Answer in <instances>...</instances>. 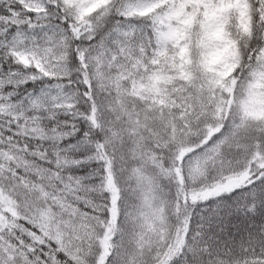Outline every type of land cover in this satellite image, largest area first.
Here are the masks:
<instances>
[{"label":"trees","instance_id":"1","mask_svg":"<svg viewBox=\"0 0 264 264\" xmlns=\"http://www.w3.org/2000/svg\"><path fill=\"white\" fill-rule=\"evenodd\" d=\"M180 2L0 0V264H97L112 201L103 264H264V0H186L183 47L163 35ZM192 145L201 184L252 180L181 201Z\"/></svg>","mask_w":264,"mask_h":264},{"label":"rangeland","instance_id":"2","mask_svg":"<svg viewBox=\"0 0 264 264\" xmlns=\"http://www.w3.org/2000/svg\"><path fill=\"white\" fill-rule=\"evenodd\" d=\"M192 17L191 10L187 7L186 0H181L180 4L175 8V10L170 11L166 15L165 20V29L163 31L164 37L175 43L178 44V46H186L185 41L187 38V26L188 22L190 21ZM206 24L210 27V35L208 36V42H207V51L209 55L213 58V66L217 73H222V71L226 68V64L228 61H231L233 58V54L230 50L225 49V45L221 43V35L219 33H216L215 31V17L214 15H208L206 16ZM249 102L247 105V108L252 111L256 109V107H259V104L262 102V99L259 97H253L249 96ZM219 127V126H218ZM217 128L213 127L209 130L210 132L213 131V129ZM195 146L191 147H184L180 150L177 160V164L174 167V171L176 173L177 179H178V195L183 201V199H199V198H205L206 196H215L216 194L220 193H227V191H231L235 188H237L240 185L247 184L252 180L250 167L243 170L242 172H239L237 174H229L226 176V178L221 179L219 181H216L215 183L211 184H201V176L203 173V168L201 167L200 162L195 158V155L193 152L195 151ZM188 153H192L190 156H188ZM103 158V156H102ZM253 161L255 165H264V156L260 153L253 156ZM108 166H110L109 161L106 160V171ZM107 171L106 174V187L109 193H111L112 199H115L116 193H115V187L114 182L111 180L110 174ZM112 212H111V218L107 221L105 225V231L100 236V249L101 252L98 256L97 264H103L105 256L108 251V242H109V236L111 234L114 219H115V204L112 201ZM185 228L178 229L176 232V239L174 244L169 247L166 251L167 257L172 255L176 248V246L183 237Z\"/></svg>","mask_w":264,"mask_h":264}]
</instances>
